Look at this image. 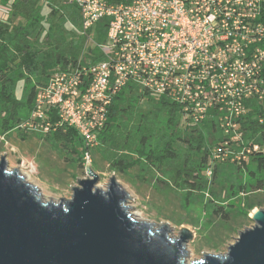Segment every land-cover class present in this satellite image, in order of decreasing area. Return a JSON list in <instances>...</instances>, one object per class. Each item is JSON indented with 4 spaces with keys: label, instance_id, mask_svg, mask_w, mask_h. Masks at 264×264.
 <instances>
[{
    "label": "built area",
    "instance_id": "1",
    "mask_svg": "<svg viewBox=\"0 0 264 264\" xmlns=\"http://www.w3.org/2000/svg\"><path fill=\"white\" fill-rule=\"evenodd\" d=\"M3 1L10 11L13 0ZM127 1L68 0L80 16L86 50L76 69L51 76L17 130L43 136L75 130L86 170L87 163L93 167L114 98L133 86L181 105L187 124L215 120L225 141L212 150L214 165L230 159L241 167L252 154L264 153V146L245 139L241 126L252 104L264 124V0ZM104 20L105 40L98 43L93 32ZM90 49L97 50L95 64L86 59Z\"/></svg>",
    "mask_w": 264,
    "mask_h": 264
},
{
    "label": "trees",
    "instance_id": "2",
    "mask_svg": "<svg viewBox=\"0 0 264 264\" xmlns=\"http://www.w3.org/2000/svg\"><path fill=\"white\" fill-rule=\"evenodd\" d=\"M55 1L13 0L10 5L11 19L8 23L0 24V108L9 113L3 122L5 131L26 121L32 113L37 93L47 86L51 76L58 71L76 69L86 50L87 40L80 35L82 25L77 10L71 19L74 31L69 32L64 28L62 34L50 25L49 31L39 39L45 21L42 5L46 3L51 10L47 17L51 22L57 16L53 4ZM109 2L120 4L128 1ZM262 20L264 21V17ZM108 23V20L102 21L95 31L105 36ZM86 59L93 64L99 61L97 50L90 49ZM19 81L24 83L25 89H29L25 103L15 96V86ZM141 102L150 107L147 112L141 111ZM21 108L27 112L25 119L20 112ZM250 109L241 124L245 139L264 146V124H259L257 120L260 110L255 104ZM182 114V106L171 98L165 96L155 99L129 86L114 98L109 107L108 120L99 133V147L93 156L101 158L111 172L125 175L129 170L138 167L144 179L153 175H167L168 182L164 184L172 192L201 194L205 191L204 173L211 167L212 150L215 147L210 137L213 136L219 143L225 140L221 138L215 120L198 126L187 124L181 130L180 125L184 122ZM45 136H52L57 144L63 145L73 154H78L74 148L75 140H79L82 146L81 138L73 129H60ZM177 141L185 146L184 151L175 149L174 143ZM82 156L83 150L79 158L83 168ZM250 159L257 164L258 169L264 170V153H254ZM227 162L239 171H249L248 161H244L241 167L230 159ZM220 165L217 163L213 166V180L217 179ZM258 189H264V181H259ZM256 207H262V204L247 206V219ZM216 212L228 219L224 208L218 207Z\"/></svg>",
    "mask_w": 264,
    "mask_h": 264
},
{
    "label": "water",
    "instance_id": "3",
    "mask_svg": "<svg viewBox=\"0 0 264 264\" xmlns=\"http://www.w3.org/2000/svg\"><path fill=\"white\" fill-rule=\"evenodd\" d=\"M6 156V154H5ZM0 161V264H187L194 235L181 228L137 221L132 197L114 177L106 190L87 163L86 178L72 188L70 200L42 199L18 169ZM247 228L224 256L203 253L191 264H264V209L250 216Z\"/></svg>",
    "mask_w": 264,
    "mask_h": 264
},
{
    "label": "rangeland",
    "instance_id": "4",
    "mask_svg": "<svg viewBox=\"0 0 264 264\" xmlns=\"http://www.w3.org/2000/svg\"><path fill=\"white\" fill-rule=\"evenodd\" d=\"M53 4L57 16L51 22L47 20L51 10L46 3L42 5V16L45 21L41 27L40 40L49 31L50 25L54 26L56 32L62 34L64 28L69 32L75 30L71 19L76 9L69 5L68 0H56ZM0 19L5 21L11 19L9 4L3 0H0ZM94 32L96 42L103 43L105 37L95 30ZM68 35L67 32L66 36ZM90 46H93V43L88 45ZM28 91L22 81L15 86V96L22 103L26 102ZM140 108L143 112L150 109L145 102H141ZM20 112L25 119L26 110L21 108ZM8 116L9 113L0 108V161L1 155L4 157L6 154L9 169L11 171L18 169L29 184L40 189V194L44 195L42 199L46 202H49L50 198L70 200L71 187H77L78 180L86 178L85 170L79 160L82 152L79 140L74 141V148L78 154H73L71 150H66L63 145L57 144L52 136L31 133L21 136L22 133L14 126L9 131H5L3 122ZM186 125V122H182L180 129L183 130ZM210 140L215 146L219 143L213 136ZM174 147L179 151L185 150V146L178 141L174 143ZM94 163L97 170L94 166L92 169L100 177L97 187L106 190L114 174L117 182L133 198V200L129 199L128 206L134 208L130 213L135 220L157 225L166 223L170 230H173L171 235L174 239L180 236L182 227L190 229L192 234H195L193 242L190 241L187 247V264L201 261L204 252L209 255L224 256L228 252V247L234 245L235 239L239 238V232L242 233L254 226L255 223L250 216L256 210L264 209V189H258L259 181H264V170L258 169L257 164L250 158L248 172L237 170L229 162L218 163L221 165L217 179L213 180V171L208 175L206 169L205 191L201 194L172 192L164 184L168 182V177L164 174L144 179L138 167L122 175L109 171L108 165L97 156L94 158ZM212 164L214 166V163ZM259 203L262 207L254 208L247 219L245 217L247 206ZM218 207L224 208L228 219L216 212Z\"/></svg>",
    "mask_w": 264,
    "mask_h": 264
}]
</instances>
